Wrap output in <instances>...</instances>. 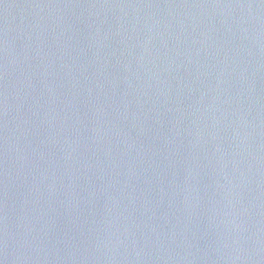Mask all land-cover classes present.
Here are the masks:
<instances>
[{
  "label": "water",
  "instance_id": "1",
  "mask_svg": "<svg viewBox=\"0 0 264 264\" xmlns=\"http://www.w3.org/2000/svg\"><path fill=\"white\" fill-rule=\"evenodd\" d=\"M0 264H264V0H0Z\"/></svg>",
  "mask_w": 264,
  "mask_h": 264
}]
</instances>
